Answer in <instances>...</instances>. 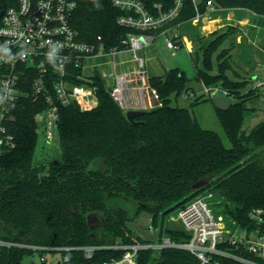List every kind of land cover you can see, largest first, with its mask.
<instances>
[{"label": "trees", "instance_id": "16d2710c", "mask_svg": "<svg viewBox=\"0 0 264 264\" xmlns=\"http://www.w3.org/2000/svg\"><path fill=\"white\" fill-rule=\"evenodd\" d=\"M136 1L152 16L176 7V0ZM208 1L225 10L245 9L264 17V0H183L176 18L164 28L138 31L117 23L126 11L114 6L113 0H81L74 27L84 42L101 37L107 48H122L121 39L128 32L159 35L179 23L189 27L198 14H206ZM236 33L237 28L229 26L207 38L195 33L193 39L198 47L196 79L207 87L218 86L232 103L226 111L216 109L231 147L218 133L204 129L188 109L171 105L173 95L191 90L179 68L149 78L161 102L136 118L140 125L126 119L105 82L96 76L98 105L92 110H82L77 103L62 107L59 153L42 155L38 164L36 115L47 105L30 99L18 104L9 124L16 147L0 155V241L12 244L0 245V264H25L26 256L34 254L28 246L71 249L65 252V264L118 259L122 253L110 249L115 243L156 240L136 235L129 226L141 211L152 217L157 238L187 241V233L165 222L205 191L214 193L215 205L221 208L218 214L242 228H255L251 214L261 210L264 218V121L245 129L246 120L257 112L249 105L261 95L247 89L250 82L232 67V48L219 50ZM203 180L210 182V188L193 191V185ZM94 214L97 219L92 223L89 217ZM84 246L99 249L86 259L74 250ZM139 264L200 261L188 251L164 249L158 256L153 250L141 252Z\"/></svg>", "mask_w": 264, "mask_h": 264}, {"label": "built area", "instance_id": "2783aa9c", "mask_svg": "<svg viewBox=\"0 0 264 264\" xmlns=\"http://www.w3.org/2000/svg\"><path fill=\"white\" fill-rule=\"evenodd\" d=\"M80 1L0 0V155L16 147L9 124L14 119V110L25 99L47 105L36 115L39 141L42 139L46 155L59 153L58 129L62 107L77 103L82 110H92L98 105L94 85L96 76L103 81L104 77L114 78L111 96L125 113L129 110H148L161 102L144 70L145 59L137 53L153 40V36L128 32L121 39L122 48H107L101 37L92 43L84 42L74 27V16ZM182 1L176 0L174 10L159 16L150 15L136 0H113V3L126 11L117 20L120 26L130 30L157 31L176 18ZM220 11L215 3L208 1L206 14H198L191 23L197 25L204 16H212ZM185 32V23H179L174 28L164 29L161 34L166 35V45L170 50L185 47L192 53L193 42ZM169 33L171 37H168ZM120 53H130L131 59L126 60L125 64L136 61L139 65L137 70L118 75L116 58ZM106 57L112 59L106 64H113V73L84 76L86 61ZM263 86L264 80L256 85ZM205 93L209 97H226L219 87L205 86ZM133 95L138 99L137 106L132 101ZM213 198L214 193L205 191L177 211L175 219L180 225L179 229L188 234L187 241H173L167 236L157 238L159 230L153 226L149 230L152 236L156 235L155 241L117 242L110 249L121 252L122 256L104 264H139L141 252L153 250L158 256L164 249L188 251L198 258L200 264H222L220 258L240 264H264L262 211L255 210L251 214V219L256 222L255 228H242L232 219L224 221L210 201ZM0 245L10 247L12 244L0 241ZM28 248L41 255L61 252L63 264L68 262L65 252L71 251L68 248ZM98 249L97 246H84L74 250L81 251L86 259H91ZM41 260L43 263L47 261L46 257Z\"/></svg>", "mask_w": 264, "mask_h": 264}, {"label": "rangeland", "instance_id": "374dc122", "mask_svg": "<svg viewBox=\"0 0 264 264\" xmlns=\"http://www.w3.org/2000/svg\"><path fill=\"white\" fill-rule=\"evenodd\" d=\"M221 9L220 12L212 15L213 18L217 17L218 15H222L225 10L222 7H219ZM202 23H198L197 25H190L189 27L185 28V33L188 39L192 42H194V35L195 33H198L199 36L207 38L210 34L216 32V31H224L229 26H225L222 29L215 30L211 33H204L202 29ZM251 33V32H250ZM249 33V35H250ZM205 34V35H202ZM153 40L146 46L144 50L138 51L137 53L145 58V68L144 70L147 73L148 77L152 76H162L165 75L169 70L174 68H179L183 70L186 73V76L189 79L188 82V88L191 90L189 92H182L179 96L173 95L171 97V105L175 107H181L188 109L191 114L200 122L201 126L204 129L214 131L218 133L221 138L223 139L224 144L227 147H231V143L229 139L226 136V133L219 121L216 106L213 103V101L210 100L211 97H209L205 93V86L196 79L197 69H196V55L195 52L198 50L197 45L193 44V52H189V50L185 47L180 48L178 50H170L166 45V35L164 34H155L152 35ZM171 33L168 34V37H171ZM245 38V37H244ZM257 38L263 41V45L260 49H251V46L247 44V46H250L249 49L244 50L243 45H241V48L238 49L236 47L237 39L233 38L225 45H223L219 50H223L224 48H233L234 50V57L231 59V65L236 70V72L239 73V77L243 78L245 80H248L250 82L251 78L249 75V72L251 70L248 68V65H245L243 63V59H245L247 53L251 55H256L258 59L261 61V64L255 63L256 70H258V75H261V77H264V36L263 34H257ZM243 40V39H242ZM238 46V45H237ZM256 48V47H255ZM262 49V50H261ZM225 50V49H224ZM130 53H120L118 54L116 58L117 63V74H123L124 72L131 71L133 69L134 64L129 63L125 64V61L128 60V56ZM112 61L111 58H95L90 59L85 62V68H84V76L90 77L94 74L99 75H110L114 72L113 70V64H106L107 62ZM201 63L199 62L198 66H200ZM231 74V72H229ZM104 81L106 84V87L110 90L115 86L114 78L104 77ZM254 85L249 84L248 88L254 89L255 94H260L261 97L258 100H255V102H251L249 106L256 107L257 112L254 113L251 117H249L246 120L245 123V129L251 130L255 125L260 123L261 121H264V86L263 87H253ZM218 87V86H215ZM192 95H189L191 94ZM225 96V95H224ZM227 97V96H226ZM228 98V97H227ZM229 99V98H228ZM230 100V99H229ZM59 152V151H58ZM42 155H46L43 148V142L42 139L39 141L38 147H37V159L36 163L42 162ZM211 192V191H206ZM213 193V192H212ZM212 202V205L214 208L219 211L221 210L220 207H216L215 203V195L213 199H210ZM177 215V211L173 214H171L166 222L165 225L168 227L173 228H180V225L178 221L175 219V216ZM224 221L228 222V218L224 217ZM95 221V220H94ZM92 223H95V222ZM129 226L131 229L135 232L136 235H142L145 238L148 237H155L152 236V232H150L149 228L153 227L152 223V217L149 213L146 211H141V213L136 216V218L129 223ZM156 238V237H155ZM42 257H46L47 261L43 263L41 260ZM26 264H63V254L61 252H45L44 255H41L39 252H35L33 256L28 255L25 258Z\"/></svg>", "mask_w": 264, "mask_h": 264}, {"label": "crops", "instance_id": "0c3cea01", "mask_svg": "<svg viewBox=\"0 0 264 264\" xmlns=\"http://www.w3.org/2000/svg\"><path fill=\"white\" fill-rule=\"evenodd\" d=\"M223 11H224L223 16L218 15L217 17L214 18L213 16H204L200 20V23H202V25L201 24L200 25L202 26L203 32L205 31L204 28L210 27L204 33H211L215 30L222 29L225 26H232L237 28V33L235 34V36L231 37L230 40L233 38L237 39L236 47H238V49L241 48V45H243L244 50L249 49L251 45L254 46V48L251 46V49L253 48V50L260 49L262 47L263 41L257 38V34L262 33L264 36L263 16L256 15L255 13H252L245 9H229ZM247 44L250 46H247ZM146 46H144L141 50H144ZM234 53L235 52L232 48L233 57H234ZM138 56L141 57L139 54ZM130 59L131 56L129 55L128 60ZM258 62H260L259 64H261V61L258 59V57H256V55L253 56L249 54V52L247 53L245 59H243V63L245 65H248L249 66L248 68L251 70V72H249L251 78L250 84L254 85L253 86L254 88L258 83L263 82L264 80V77H261V75L257 74L258 70H256L255 63ZM132 64H134L133 70H137V68L139 67L138 63L136 61H133ZM132 99H133L132 101L137 106L138 103L136 102L138 101V99L135 97V95H133Z\"/></svg>", "mask_w": 264, "mask_h": 264}, {"label": "water", "instance_id": "95a60500", "mask_svg": "<svg viewBox=\"0 0 264 264\" xmlns=\"http://www.w3.org/2000/svg\"><path fill=\"white\" fill-rule=\"evenodd\" d=\"M212 101L216 106V109L221 110V111H226L227 109H229L232 105V103L229 101V99L227 97L224 96H219V95H213L212 97ZM146 112V110H129L125 113L126 119L134 125H140L141 122H137L136 118L143 115ZM211 184L208 180H203L200 181L198 183H196L195 185H193L192 189L193 191H197L203 188H210ZM223 195V193H222ZM91 221H94L97 219V216L91 215L90 217Z\"/></svg>", "mask_w": 264, "mask_h": 264}, {"label": "bare ground", "instance_id": "6f19581e", "mask_svg": "<svg viewBox=\"0 0 264 264\" xmlns=\"http://www.w3.org/2000/svg\"><path fill=\"white\" fill-rule=\"evenodd\" d=\"M210 27H206V28H204L205 30H207V29H209Z\"/></svg>", "mask_w": 264, "mask_h": 264}]
</instances>
